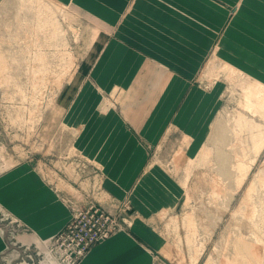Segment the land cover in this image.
Returning a JSON list of instances; mask_svg holds the SVG:
<instances>
[{
    "label": "crops",
    "instance_id": "crops-1",
    "mask_svg": "<svg viewBox=\"0 0 264 264\" xmlns=\"http://www.w3.org/2000/svg\"><path fill=\"white\" fill-rule=\"evenodd\" d=\"M57 1L99 27L92 59L60 95L62 121L73 149L100 170L106 196L130 192L138 213L129 232L93 246L79 264H154L165 241L152 223L183 195L164 158L200 152L219 101L218 86L206 89L198 77L208 57L264 84V0ZM58 198L27 162L0 174V203L33 236H56L69 222Z\"/></svg>",
    "mask_w": 264,
    "mask_h": 264
},
{
    "label": "rangeland",
    "instance_id": "rangeland-1",
    "mask_svg": "<svg viewBox=\"0 0 264 264\" xmlns=\"http://www.w3.org/2000/svg\"><path fill=\"white\" fill-rule=\"evenodd\" d=\"M98 31L57 0H0V174L27 162L71 212L92 202L129 232L138 217L130 192L120 201L106 196L98 167L73 149L59 107L63 88L92 59ZM223 65L210 55L198 76L219 90L204 146L188 159L181 149L164 158L183 195L152 223L165 241L154 264H264V145L258 150L256 137L264 111L244 107L242 87L253 79ZM242 166L249 170L240 184ZM0 239V264H57L54 236H33L2 203Z\"/></svg>",
    "mask_w": 264,
    "mask_h": 264
},
{
    "label": "built area",
    "instance_id": "built-area-1",
    "mask_svg": "<svg viewBox=\"0 0 264 264\" xmlns=\"http://www.w3.org/2000/svg\"><path fill=\"white\" fill-rule=\"evenodd\" d=\"M120 218L92 202L72 210L64 229L54 236L57 264H79L89 250L120 232Z\"/></svg>",
    "mask_w": 264,
    "mask_h": 264
},
{
    "label": "bare ground",
    "instance_id": "bare-ground-1",
    "mask_svg": "<svg viewBox=\"0 0 264 264\" xmlns=\"http://www.w3.org/2000/svg\"><path fill=\"white\" fill-rule=\"evenodd\" d=\"M251 2H252V0H251ZM254 2V1H253ZM250 5L252 4V7L254 6V3H249ZM248 4V5H249ZM248 5H246V6H248ZM249 5V6H250ZM251 10V9H250ZM248 13V12H247ZM241 17H243V16H241ZM240 17V18H241ZM249 17V16H248ZM245 19V18H244ZM264 21V20H263ZM241 22H243V21H241ZM241 24V23H240ZM262 24V23H261ZM233 32H234V30H233ZM234 34V33H233ZM243 38V37H242ZM254 43H255V41H254ZM257 44V43H256ZM253 46L255 45V44H252ZM256 46V45H255ZM259 47V46H258ZM262 49V48H261ZM264 49V48H263ZM264 51V50H263ZM250 53V52H249ZM252 57V56H251ZM235 65V64H234ZM244 66H246V65H244ZM223 68L224 69H228V70H230L231 72H236L237 70L235 69V68H233V67H231V66H229V65H226V64H224L223 65ZM242 70V69H241ZM244 70H245V68H244ZM246 70H247V67H246ZM249 70H251V69H249ZM253 72H254V70H252ZM238 72V71H237ZM245 72H247V71H245ZM257 73V72H256ZM260 75V74H259ZM251 76H253L254 77V75H251ZM260 76H262V75H260ZM261 78H264V76L263 77H261ZM260 80V79H259ZM262 80H264V79H262ZM261 80V81H262ZM243 88V96H244V99H245V102H244V107L246 108V109H248V110H250V111H252V112H254V111H257V112H262V111H264V84H263V82L261 83V82H259L258 80H256V79H253V81L251 82V83H247L244 87H242ZM254 109V110H253ZM86 127V126H85ZM260 134H262L261 132H259V134H257V138H258V144H259V147H258V150L264 145V134H262L261 136H260ZM85 142H86V140H85ZM83 143V142H82ZM204 150L202 149V151H201V153H200V157H202L203 155H204ZM198 159H199V157H198ZM243 167V166H242ZM239 169V168H238ZM248 170H249V167H243V168H241V178H240V180H241V182H240V184L244 181V179H245V177H246V175H247V172H248ZM238 174V173H237ZM238 179V178H237Z\"/></svg>",
    "mask_w": 264,
    "mask_h": 264
}]
</instances>
